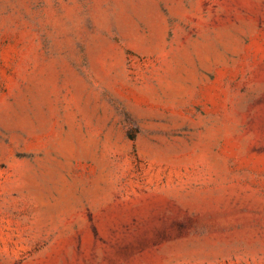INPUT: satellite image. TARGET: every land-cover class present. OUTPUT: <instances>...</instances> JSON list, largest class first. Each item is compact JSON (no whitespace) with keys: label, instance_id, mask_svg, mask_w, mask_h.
Segmentation results:
<instances>
[{"label":"rangeland","instance_id":"rangeland-1","mask_svg":"<svg viewBox=\"0 0 264 264\" xmlns=\"http://www.w3.org/2000/svg\"><path fill=\"white\" fill-rule=\"evenodd\" d=\"M0 264H264V0H0Z\"/></svg>","mask_w":264,"mask_h":264}]
</instances>
